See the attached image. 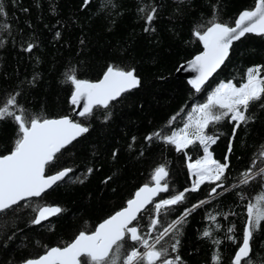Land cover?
<instances>
[{
    "label": "trees",
    "instance_id": "1",
    "mask_svg": "<svg viewBox=\"0 0 264 264\" xmlns=\"http://www.w3.org/2000/svg\"><path fill=\"white\" fill-rule=\"evenodd\" d=\"M0 3L4 13L0 15V100L19 93L18 105L26 112L41 118H59L74 112L70 102L74 86L67 79L69 75L98 81L109 66H118L134 68L141 80L139 88L126 92L107 109L97 107L92 116L76 118L89 131L62 149L59 158L46 167V175L72 168L69 175L73 179L66 177L41 197L0 212V264H21L52 247L71 243L80 231L91 233L124 208L142 185L154 184V170L164 164L169 172L170 192L161 193L140 214L143 218L133 223H138L146 235L155 218L154 203L190 189L194 179L187 165L204 156L198 142L177 151L162 139L149 141L146 137L159 130L163 136L183 128L192 110L206 103L220 83L231 81L239 86L246 82L249 68L264 66V35L247 34L234 43L222 68L199 92L176 71L203 51L195 31L202 32L211 21L233 25L243 11L254 8L257 0ZM151 8L156 9V15L148 24L145 17ZM29 46L31 51L27 50ZM261 75L264 76V67ZM247 115L252 119L239 128H235V121L224 119L206 130V134L218 136L209 148L213 158L229 165L224 187L210 197L211 189L220 181L205 182L198 191L187 192L185 200L172 206L170 212L161 213L150 243L185 209L206 201L179 226L175 252L170 247L175 242L171 236L161 242L168 246L167 258L178 255L180 264H216L214 258L219 255V264H233L246 229L247 206L264 193V179L260 177L247 185L241 183L245 171L264 168V100L250 104ZM17 131L11 118L0 121V155L13 149ZM38 203L60 206L63 211L41 224H33V207ZM205 231L211 236L204 237ZM228 236L235 237V242ZM133 246L139 247L126 237L121 261L125 250ZM248 264H264V224L254 233Z\"/></svg>",
    "mask_w": 264,
    "mask_h": 264
},
{
    "label": "snow or ice",
    "instance_id": "2",
    "mask_svg": "<svg viewBox=\"0 0 264 264\" xmlns=\"http://www.w3.org/2000/svg\"><path fill=\"white\" fill-rule=\"evenodd\" d=\"M144 9L142 8L141 11ZM3 13V4L0 3V15ZM156 9L146 15V23L151 24L155 18ZM203 27V26H201ZM149 29L146 28L145 31ZM248 33L264 35V0H257L254 9L243 11L238 18L229 25L224 22L211 21L209 26L201 32L195 31L194 35L203 43L204 51L197 55L190 66L198 75L189 81L191 86L199 92L209 77L228 59L229 50L233 42L238 41ZM31 51V46L27 49ZM183 67V66H181ZM249 68L246 72V82L237 86L229 81L220 83L208 97L207 102L197 105L192 114L188 116L185 126L169 135H161L156 131L146 137L151 141L154 138L174 145L177 151L188 148L197 142L203 146L204 156L188 163V168L195 179L190 189L171 194L154 203L155 218L150 221V231L142 234L140 227L133 225L134 221L142 219L139 214L147 205L153 204L154 198L161 193H169L167 177L169 172L164 164L155 168L152 180L154 186L145 184L127 201L126 207L105 219L91 233L80 231L76 238L63 247H52L38 258L28 259L25 264H180V257L167 258L168 246L161 242L171 236L175 242L170 245L175 252L179 245L180 225L191 212L206 201L194 204L192 208L185 209L182 216L163 227L162 231L150 243L151 232L155 231L160 223L161 213L167 214L172 206L185 200L187 192L198 191L205 182L216 183L209 195L217 194V188H223V180L229 165L213 158L209 148L216 143L218 136L206 134L210 124H216L224 119L235 121V128L247 124L252 117L247 115L250 104L264 100V76L261 68ZM67 79L74 86L70 102L72 105L81 106L78 112L80 117H90L97 107L107 109L112 101L117 100L124 93L138 88L141 84L136 70L125 69L118 66H109L103 78L97 82L78 79L75 74ZM17 94L0 100V121L11 118L18 126L17 138L13 149L6 155H0V212L11 208L20 201L41 197L53 185L70 177L72 168H63L52 175H45V169L67 145L77 137L89 131L85 123L74 121L69 116L50 119L35 116L18 105ZM110 115V114H108ZM108 116H106V119ZM173 120L175 117L172 118ZM235 128L233 135H235ZM231 152V145L228 149ZM264 156V153H261ZM189 159H191L189 157ZM227 160V157L225 158ZM254 167V165H253ZM91 172V169L88 170ZM241 183L249 184L257 177L264 179V168L253 172L250 168L242 174ZM110 179V178H109ZM256 203L249 202L247 206L248 220L243 239L234 256L233 264H248L252 252L254 233L264 224V193L256 198ZM36 213L33 224H41L50 217L60 214V206L36 204L33 207ZM215 220V216H210ZM232 232L233 229H229ZM204 237H210L211 232L205 231ZM133 242L130 249L125 250L123 260L120 259L121 250L124 249L126 240ZM235 242V237L228 236ZM219 244V241H214ZM157 245H160L158 248ZM145 249L141 252L140 248ZM219 264V255L214 258Z\"/></svg>",
    "mask_w": 264,
    "mask_h": 264
},
{
    "label": "water",
    "instance_id": "3",
    "mask_svg": "<svg viewBox=\"0 0 264 264\" xmlns=\"http://www.w3.org/2000/svg\"><path fill=\"white\" fill-rule=\"evenodd\" d=\"M88 1H89V0H88ZM253 9H254V8H253ZM248 34H254V33H248ZM246 35H247V34H246ZM246 35H245V36H246ZM245 36H244V37H245ZM244 37H241V39L244 38ZM241 39H240V40H241ZM238 41H239V40H238ZM238 41H234L233 44L236 43V42H238ZM232 46H233V45H232ZM203 51H204V47H203ZM203 51H202V52H203ZM230 51H231V49L229 50V55H230ZM202 52H200L199 54H201ZM199 54H197V55H199ZM197 55H196V56H197ZM196 56H194L191 60H189V61H187V62H185V63H182V64L179 66V68L177 69V71H176V74L179 75L181 78L187 80L188 83H189V81H191L192 79H194V78L198 75L195 71H193V70L191 69V66H190V61H192ZM228 57H229V56H228ZM225 62H226V60H225ZM225 62H224V63H225ZM224 63H223V64H222V65H221V66H220V67H219V68H218V69H217V70H216V71H215L210 77H209V79L205 82V84L202 86V88L210 82V80H211V79L216 75V73L222 68V66L224 65ZM181 66H183V67H181ZM102 78H103V76L101 77V79H102ZM98 81H99V80H98ZM92 82H97V81H92ZM189 84H190V83H189ZM140 85H141V84H140ZM190 85H191V84H190ZM139 87H140V86H139ZM139 87H138V88H139ZM202 88H201V89H202ZM135 89H137V88H135ZM132 90H134V89H132ZM130 91H131V90H130ZM124 94H125V93H124ZM124 94H123V95H124ZM123 95H122V96H123ZM122 96H121V97H122ZM121 97H119L118 99H120ZM118 99H117V100H118ZM117 100H115V101H117ZM115 101H112V102H115ZM112 102H111V103H112ZM111 103H110V104H111ZM82 105H83V101H81V106H79V107L76 106V105H74V112H73V115H72V116H69V117L72 118L74 121H76V118H82V117H80V116L78 115V112L82 110ZM59 118H60V117H59ZM50 119H55V118H50ZM81 136H82V135H81ZM81 136L77 137V139L80 138ZM77 139H76V140H77ZM74 141H75V140H74ZM74 141H73V142H74ZM67 146H68V145H67ZM67 146H66V147H67ZM8 154H9V153H8ZM54 174H55V173H54ZM45 175H46V169H45ZM46 176H47V175H46ZM54 186H55V185H53V187H54ZM153 186H154V185H153ZM48 190H50V189H48ZM48 190H47V191H48ZM213 195H214V194H213ZM157 197H158V196H157ZM157 197H155L154 199H156ZM133 198H134V197H133ZM149 205H150V204H149ZM149 205H147L146 208H147ZM146 208H145V209H146ZM145 209H144V210H145ZM144 210H143V211H144ZM143 211H142V212H143ZM142 212H141V213H142ZM52 217H54V216H52ZM52 217H50L49 219H51ZM49 219H48V220H49ZM43 222H45V221H43ZM98 226H99V225H98ZM37 258H38V257H37ZM22 264H25V262L22 263Z\"/></svg>",
    "mask_w": 264,
    "mask_h": 264
},
{
    "label": "bare ground",
    "instance_id": "4",
    "mask_svg": "<svg viewBox=\"0 0 264 264\" xmlns=\"http://www.w3.org/2000/svg\"><path fill=\"white\" fill-rule=\"evenodd\" d=\"M87 2H89V1L87 0ZM236 17H237V16H236ZM103 75H104V74H103ZM73 106H74V105H73ZM159 131H160V130H159ZM150 134H151V133H150ZM69 145H70V144H69ZM51 175H52V174H51ZM59 182H60V181H59ZM59 182H58V183H59ZM58 183H57V184H58ZM57 184H56V185H57ZM56 185H55V186H56ZM148 185H149V184H148ZM153 185H154V184H151V185H149V186H153ZM143 186H144V185H142L141 187H143ZM215 186H216V185H215ZM141 187H140V188H141ZM52 188H53V187H52ZM52 188H51V189H52ZM140 188H139V189H140ZM139 189H138V190H139ZM218 189H219V188H217V194H218ZM138 190H137V191H138ZM137 191H136V192H137ZM136 192H135V193H136ZM217 194L210 195V197H214V196H216ZM134 195H135V194H134ZM158 196H159V195H158ZM133 197H134V196H133ZM157 198H158V197H157ZM157 198H156V199H157ZM205 198H206V197H205ZM154 200H155V199H154ZM20 202H21V201H20ZM153 202H154V201H153ZM193 204H194V203H193ZM150 205H151V204H150ZM150 205H149V206H150ZM190 205H191V204H190ZM149 206H148V207H149ZM125 207H126V206H125ZM148 207H147V208H148ZM185 208H186V207H185ZM214 208H215V207H214ZM122 209H123V208H122ZM122 209H121V210H122ZM187 209H188V208H187ZM195 210H196V209H195ZM119 211H120V210H119ZM116 212H117V211H116ZM223 213H224V212H223ZM244 213H245V212H244ZM114 214H115V213H114ZM114 214H113V215H114ZM140 214H141V213H140ZM140 214H139V215H140ZM234 214H235V213H234ZM244 216H245V215H244ZM109 217H110V216H109ZM109 217H108V218H109ZM237 218H238V217H237ZM163 219H164V216H163ZM242 219H243V218H242ZM161 220H162V219H161ZM167 221H168V220H167ZM169 221H170V218H169ZM232 221H233V220H232ZM102 222H103V221H102ZM102 222H101V223H102ZM134 222H135V221H134ZM134 222H133V223H134ZM163 222H164V221H163ZM170 222H171V221H170ZM42 223H43V222H42ZM171 223H172V222H171ZM99 224H100V223H99ZM169 224H170V223H169ZM162 225H163V224H162ZM163 226H164V225H163ZM235 226H236V225H235ZM97 227H98V226H97ZM159 227H160V226H159ZM225 227H227V225H226ZM146 228H147V227H146ZM145 230H146V229H145ZM159 230H160V229H159ZM161 230H162V229H161ZM156 233H158V231H157ZM156 235H157V234H156ZM140 251L143 252V251H145V250L141 247V248H140ZM24 262H26V261H24ZM24 262H22V263H24ZM22 263H21V264H22Z\"/></svg>",
    "mask_w": 264,
    "mask_h": 264
},
{
    "label": "rangeland",
    "instance_id": "5",
    "mask_svg": "<svg viewBox=\"0 0 264 264\" xmlns=\"http://www.w3.org/2000/svg\"><path fill=\"white\" fill-rule=\"evenodd\" d=\"M218 86H219V85H218ZM218 86H217V87H218ZM214 91H215V90H214ZM209 151H210V150H209ZM193 178L195 179V177H194V176H193Z\"/></svg>",
    "mask_w": 264,
    "mask_h": 264
},
{
    "label": "flooded vegetation",
    "instance_id": "6",
    "mask_svg": "<svg viewBox=\"0 0 264 264\" xmlns=\"http://www.w3.org/2000/svg\"><path fill=\"white\" fill-rule=\"evenodd\" d=\"M120 257H121V255H120ZM158 263V262H157Z\"/></svg>",
    "mask_w": 264,
    "mask_h": 264
}]
</instances>
